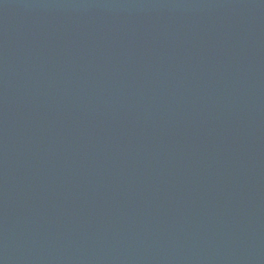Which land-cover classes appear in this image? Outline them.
Wrapping results in <instances>:
<instances>
[{"label":"water","instance_id":"1","mask_svg":"<svg viewBox=\"0 0 264 264\" xmlns=\"http://www.w3.org/2000/svg\"><path fill=\"white\" fill-rule=\"evenodd\" d=\"M0 264H264V0H0Z\"/></svg>","mask_w":264,"mask_h":264}]
</instances>
